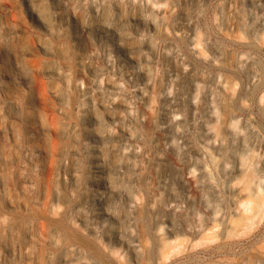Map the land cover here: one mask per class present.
I'll list each match as a JSON object with an SVG mask.
<instances>
[{
  "label": "rangeland",
  "instance_id": "obj_1",
  "mask_svg": "<svg viewBox=\"0 0 264 264\" xmlns=\"http://www.w3.org/2000/svg\"><path fill=\"white\" fill-rule=\"evenodd\" d=\"M0 264H264V0H0Z\"/></svg>",
  "mask_w": 264,
  "mask_h": 264
},
{
  "label": "bare ground",
  "instance_id": "obj_2",
  "mask_svg": "<svg viewBox=\"0 0 264 264\" xmlns=\"http://www.w3.org/2000/svg\"><path fill=\"white\" fill-rule=\"evenodd\" d=\"M256 201H257V199H256ZM258 204V203H257Z\"/></svg>",
  "mask_w": 264,
  "mask_h": 264
}]
</instances>
